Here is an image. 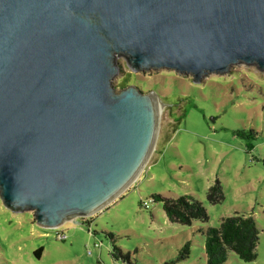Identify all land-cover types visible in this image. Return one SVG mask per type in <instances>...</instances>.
I'll return each mask as SVG.
<instances>
[{"label": "water", "instance_id": "1", "mask_svg": "<svg viewBox=\"0 0 264 264\" xmlns=\"http://www.w3.org/2000/svg\"><path fill=\"white\" fill-rule=\"evenodd\" d=\"M135 73L200 84L264 72V0H0V201L35 224L80 225L140 173L166 107L117 90Z\"/></svg>", "mask_w": 264, "mask_h": 264}, {"label": "rangeland", "instance_id": "2", "mask_svg": "<svg viewBox=\"0 0 264 264\" xmlns=\"http://www.w3.org/2000/svg\"><path fill=\"white\" fill-rule=\"evenodd\" d=\"M114 62V88L152 92L166 105L140 173L97 213L78 218L80 225L41 228L32 212H11L0 201V264H205L201 233L235 214L255 221L256 258L246 263L229 252L225 264H264V72L238 64L194 84L172 70L135 73L123 58ZM215 180L223 200L210 204L206 193ZM152 195H189L208 221L170 223ZM186 242L189 254L178 260Z\"/></svg>", "mask_w": 264, "mask_h": 264}, {"label": "trees", "instance_id": "3", "mask_svg": "<svg viewBox=\"0 0 264 264\" xmlns=\"http://www.w3.org/2000/svg\"><path fill=\"white\" fill-rule=\"evenodd\" d=\"M126 85H122L124 88ZM244 135V134H243ZM207 201L218 204L223 200L221 186L217 180L207 189ZM153 203H160L161 209L173 224L189 226L193 221L206 223L208 216L202 204L189 195L163 197L152 195ZM204 236L203 252L205 264H225L228 253H233L240 261L249 263L256 258L258 230L250 216L235 214L221 219L218 227H208L202 232ZM189 242H186L178 253V260H184L189 254ZM41 249L34 252L39 258Z\"/></svg>", "mask_w": 264, "mask_h": 264}, {"label": "built area", "instance_id": "4", "mask_svg": "<svg viewBox=\"0 0 264 264\" xmlns=\"http://www.w3.org/2000/svg\"><path fill=\"white\" fill-rule=\"evenodd\" d=\"M150 202H151V200H150ZM144 207H147V204H144ZM56 237H57V239H59L61 241L65 239V236L63 234H57Z\"/></svg>", "mask_w": 264, "mask_h": 264}, {"label": "bare ground", "instance_id": "5", "mask_svg": "<svg viewBox=\"0 0 264 264\" xmlns=\"http://www.w3.org/2000/svg\"><path fill=\"white\" fill-rule=\"evenodd\" d=\"M158 109H159V111H160L161 108L159 107ZM159 111H158V113H159Z\"/></svg>", "mask_w": 264, "mask_h": 264}]
</instances>
